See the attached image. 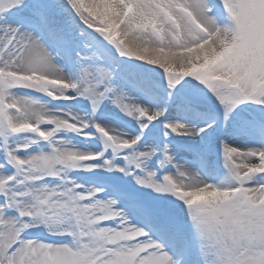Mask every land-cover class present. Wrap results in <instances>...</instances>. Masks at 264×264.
Returning a JSON list of instances; mask_svg holds the SVG:
<instances>
[{"label":"clouds","instance_id":"1","mask_svg":"<svg viewBox=\"0 0 264 264\" xmlns=\"http://www.w3.org/2000/svg\"><path fill=\"white\" fill-rule=\"evenodd\" d=\"M18 6L31 8L36 24L62 34L73 45L78 65L75 72L66 70L61 53L52 51L35 27L10 28L2 43L11 41L17 48L16 71L39 73L18 83L53 100L84 97L92 111L52 108L14 92L8 97L32 110L16 117L20 127L11 132L0 119V131L9 138L0 141V216L5 220L0 264H264V146L222 139L224 171L210 178L190 160L178 158L168 143L142 148L138 136L94 118L105 99L143 118L142 127L144 120L163 116L165 107L142 104L122 86L157 68L169 87L206 86L225 115L244 101L264 106V14L258 23L242 22L229 8L220 18L208 0L196 9L197 22L178 0H123L113 22L97 10L98 0H19ZM133 40L173 49L208 41L222 55L207 64L203 58L176 63L173 70L135 54L129 47ZM37 49L43 53L39 62ZM97 67L105 69L104 88L89 90L84 69L94 80ZM45 118L54 125L52 133L70 129L88 137L95 128L101 147L54 138L41 145L39 137L12 134L35 131L33 124ZM25 119L33 123L24 124ZM165 127L196 137L208 125L170 120ZM115 172L135 190L100 178Z\"/></svg>","mask_w":264,"mask_h":264},{"label":"rangeland","instance_id":"2","mask_svg":"<svg viewBox=\"0 0 264 264\" xmlns=\"http://www.w3.org/2000/svg\"><path fill=\"white\" fill-rule=\"evenodd\" d=\"M205 5L208 0H202ZM118 2L123 0H98V8L104 17L112 18L115 22V16L119 14L120 8L117 7ZM19 0H0V20L7 19L9 21L23 19L25 14L31 15V8L21 9ZM216 16L223 18L228 14V9L234 10L236 16L243 21H251L258 23L262 14H264V0H211ZM178 5L184 9L186 15L198 22L196 7L191 5L188 0H178ZM132 5L129 4V10ZM123 19V18H121ZM175 19V17H174ZM24 27L33 26L37 29L38 34L42 35V39L46 45L54 52L61 53L60 62L67 67L66 70L76 71L75 53L73 45L59 32L48 29L45 26L36 24L32 20H23ZM16 25L11 23L0 24V96L3 99V105L0 106V119L7 125V131L11 132L12 128H19L20 123L16 117L20 113L30 111V105L23 107L19 103H10L8 97L12 93L18 95L29 96L46 102L49 107L67 109L72 108L75 111H92L91 103L84 97H77L74 100H53L46 94L35 89L22 87L19 80L25 76L32 75L35 80L39 73L30 74L16 71L15 68V53L17 48L11 47V41L5 45L2 43L3 38L8 34L7 29L16 28ZM207 44L210 50L200 56H196L197 51ZM133 45L135 47H133ZM129 47L137 55H142L144 59L154 61L165 65L168 68L175 70L176 63L182 66L185 63L192 64L193 59L199 61L203 58L204 63L215 61L222 53L216 51L215 45L208 41L186 49L173 48H152L147 45H140L138 41L133 40ZM173 55V62H168L166 59ZM186 56L181 60L179 57ZM178 58V59H177ZM106 65V62H105ZM197 65L193 64V67ZM152 68L153 66H147ZM183 70V68H181ZM155 74L147 73L144 76L130 78V83L122 86L128 91L136 92L137 96L148 103L151 107H165L164 115L154 121L144 120V126H141V121L135 120V117L127 115L119 106L105 99L100 102L94 113V118L101 123L112 126L120 132L139 137L138 144L140 147H159L164 143L170 145V150L177 154L178 158L188 159L194 165L198 166L210 178H216L222 174L223 156L220 141L226 140L232 145L260 147L264 146V122L261 121L264 116V106L257 104L255 101H247L248 104L241 102L231 112L225 115L222 103L217 99L211 90L206 86L200 85L198 88L192 85H175L169 87L166 78L163 76L162 70L155 69ZM84 73L89 79L88 89L103 88L105 69L97 67L95 69V79L93 80L89 73V69L85 68ZM217 78L227 79L226 76L217 74ZM170 120H182L194 123L198 126H205L204 131L196 137L181 136L171 133L170 129L163 126L164 122ZM24 124H31V120H23ZM76 123L75 120L72 121ZM35 131L29 129L23 133H12L19 135L21 138H29L36 140L37 143L45 145L47 140L55 139L56 143L62 140H67L77 147H85L91 149H99L101 142L97 138L95 128L90 129L93 135L85 137L82 133L65 129L64 132L57 130L56 133L51 132L54 125L48 123L45 118L40 124H33ZM169 133L167 136L165 133ZM63 135V136H61ZM4 135V131H0V141L8 140ZM11 139V138H10ZM119 159H123L120 157ZM153 165L155 160L152 161ZM100 178L109 181L114 186H126L130 190H135L131 182L124 178L123 174L115 172L112 174H104ZM147 199V197H144ZM5 220L0 216V227H3ZM151 258H149L150 260Z\"/></svg>","mask_w":264,"mask_h":264},{"label":"bare ground","instance_id":"3","mask_svg":"<svg viewBox=\"0 0 264 264\" xmlns=\"http://www.w3.org/2000/svg\"><path fill=\"white\" fill-rule=\"evenodd\" d=\"M108 1H111V0H108ZM114 1H117V0H114ZM189 2H191V5H193V6H195L196 7V9L198 8V7H201V6H203V5H205V3L202 1V0H188ZM210 50V47H202V48H200L198 51H197V53L195 54L196 56H200V55H202V54H204V53H207L208 51ZM43 57V53H42V51L40 50V49H37V51H36V56H35V60H36V62H39L40 61V59ZM185 58H187L186 56H182V57H179V59H181V60H183V59H185ZM175 59V57L173 56V55H170L166 60L168 61V62H173V60ZM178 59V58H177ZM150 73H152V74H155V72L154 71H152V72H150ZM129 91V90H128ZM132 95H134V96H136L137 97V99H138V101L139 102H141L142 104H145V105H148V106H150L148 103H146L145 101H143L141 98H140V96L138 97L137 96V94H136V92H132V91H129ZM246 104H248V102L246 101L245 102ZM143 118H140V119H137V118H135V120H138V121H141ZM263 119H264V116H263ZM165 122H164V124H163V126H165ZM110 127H112V126H110ZM117 130V129H116ZM146 260H149V258H146ZM150 261V260H149Z\"/></svg>","mask_w":264,"mask_h":264},{"label":"snow or ice","instance_id":"4","mask_svg":"<svg viewBox=\"0 0 264 264\" xmlns=\"http://www.w3.org/2000/svg\"><path fill=\"white\" fill-rule=\"evenodd\" d=\"M23 20H30V16H27V15L25 14V16H24L23 19L13 20V21H9V20L7 19V17H5V19L0 20V24L11 23V24H13V25H16L17 27H20V26L23 25ZM103 88H104V86H103ZM103 88H102V89H103ZM93 103L95 104V103H97V101H93ZM227 150H228L229 152L231 151V149H227Z\"/></svg>","mask_w":264,"mask_h":264},{"label":"water","instance_id":"5","mask_svg":"<svg viewBox=\"0 0 264 264\" xmlns=\"http://www.w3.org/2000/svg\"><path fill=\"white\" fill-rule=\"evenodd\" d=\"M261 121L264 122V119L261 118Z\"/></svg>","mask_w":264,"mask_h":264}]
</instances>
